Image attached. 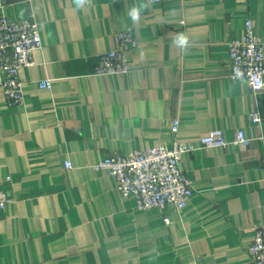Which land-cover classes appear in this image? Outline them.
Returning <instances> with one entry per match:
<instances>
[{
  "label": "crops",
  "instance_id": "0c3cea01",
  "mask_svg": "<svg viewBox=\"0 0 264 264\" xmlns=\"http://www.w3.org/2000/svg\"><path fill=\"white\" fill-rule=\"evenodd\" d=\"M141 2L148 7L133 25L128 12ZM7 3L12 20L33 16L43 47L18 73L20 105L0 88V189L12 199L0 211V264H252L248 247L264 221V93L229 79L227 43L251 19L264 46V0ZM119 32L137 42L128 74L96 76ZM180 32L186 53L173 44ZM255 109L260 126L249 120ZM215 129L226 147L181 160L193 188L182 210L139 212L93 169L174 139L196 146ZM238 130L245 148L232 143Z\"/></svg>",
  "mask_w": 264,
  "mask_h": 264
},
{
  "label": "built area",
  "instance_id": "2783aa9c",
  "mask_svg": "<svg viewBox=\"0 0 264 264\" xmlns=\"http://www.w3.org/2000/svg\"><path fill=\"white\" fill-rule=\"evenodd\" d=\"M158 1L150 0L153 3ZM7 2L8 0H0V88L6 103L11 106L22 103L18 73L33 65V52L42 49L43 40L40 26L33 16L12 20L6 13ZM183 24V21L179 22V25ZM116 42L118 48L99 58L94 72L96 76L128 74L130 67L127 53L137 46V42L127 32H119ZM227 49L229 79L245 82L254 96L264 93V46L255 34L251 19L244 21L242 34L230 40ZM39 87L49 90L50 81H41ZM249 120L253 126H260V112L257 109L251 111ZM177 125V120L171 122V132H176ZM261 140L264 142V137ZM249 142L245 132L238 130L232 143L245 148ZM227 145L222 130L215 129L201 137L196 146L174 139L169 146L159 145L103 158L93 169L95 172H107L115 181L118 195L124 199L132 198L135 209L139 212L163 210L166 207L182 210L193 195L191 183L180 167L183 156L196 150L223 148ZM64 168L70 169V164L65 162ZM11 204V197L0 189V211ZM164 222L168 223V220L165 218ZM247 253L252 264H264V221L256 224Z\"/></svg>",
  "mask_w": 264,
  "mask_h": 264
},
{
  "label": "clouds",
  "instance_id": "9594fccd",
  "mask_svg": "<svg viewBox=\"0 0 264 264\" xmlns=\"http://www.w3.org/2000/svg\"><path fill=\"white\" fill-rule=\"evenodd\" d=\"M89 0H76L77 7H82L85 3H88ZM148 7L147 3H138L130 8L128 12V16L133 25L139 22L141 13ZM131 30V29H129ZM173 44L181 50L182 53H186L189 47V39L187 35L183 32L177 33L175 39L173 40Z\"/></svg>",
  "mask_w": 264,
  "mask_h": 264
}]
</instances>
